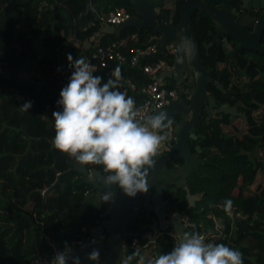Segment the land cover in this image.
Instances as JSON below:
<instances>
[{
  "label": "trees",
  "instance_id": "1",
  "mask_svg": "<svg viewBox=\"0 0 264 264\" xmlns=\"http://www.w3.org/2000/svg\"><path fill=\"white\" fill-rule=\"evenodd\" d=\"M184 1L173 0L169 6L174 24L179 21ZM200 1L213 7L237 2ZM115 8L133 15L129 0H0V264H32L40 255L52 260L57 251H63L65 242L83 236L82 227L91 228L100 221L107 193L91 192L73 170L75 160L53 148L52 113L61 110L56 102L65 87L62 80L72 72L67 54L80 59L88 52L69 46V36L82 45L102 27L98 18ZM196 12L192 23L197 39L202 41L211 20ZM132 33L138 34L140 43L149 41V31L125 30L121 37ZM119 39L104 35L98 41L105 44ZM204 66L213 82L228 93L224 95L210 85V95L220 105L242 110L247 131L242 134L231 126L234 134H225L224 127H230L237 118L215 114L205 121L204 115L193 142L200 147L202 164L187 177L190 194L199 196V201L189 207L185 192L180 189L175 193L171 187L165 189L164 200L169 212L180 213L194 224L191 232L215 234L207 237V243L240 251L243 264H264V180L256 193L248 191L256 170L264 172V112L260 108L264 89L255 83L234 82L233 72L219 71L212 62ZM248 73L250 79L256 75ZM96 75L102 77V83L109 78L106 73ZM120 75L130 79L138 91L148 84L128 70H120ZM119 86L114 90L122 92ZM166 87L172 89L174 85ZM140 99L134 97L136 104ZM26 101L32 102L28 111L21 106ZM87 168L107 175L102 166ZM226 199L233 202L231 209L241 218L235 220L233 228L226 221L216 231L211 219H224L222 205ZM146 224L135 215L125 241L130 234L142 233ZM175 245L167 237L160 238L156 252L168 254Z\"/></svg>",
  "mask_w": 264,
  "mask_h": 264
},
{
  "label": "water",
  "instance_id": "2",
  "mask_svg": "<svg viewBox=\"0 0 264 264\" xmlns=\"http://www.w3.org/2000/svg\"><path fill=\"white\" fill-rule=\"evenodd\" d=\"M133 15L131 18L116 26L108 24L102 25L98 32L86 39L81 46L74 43L73 48L89 50L91 45L104 35L121 38L125 30L149 31V42L158 45L160 51L164 52L169 45L174 46L173 66L168 72L162 73L159 82L170 81L177 89L178 98L158 112L166 113L168 119H180L174 127L167 128L166 133H171L174 138L172 146L163 154L158 153L154 158V166L148 169L146 177L148 191L137 193L135 197H127L115 185L104 184V175L100 170H89L87 165H80L75 161L73 170L82 176V182L91 187V192H105L110 195L102 207L100 221L94 228H90L86 237H83L82 244L76 246L72 252L81 258V264H95L87 260L93 248L100 251L99 264H120L123 257L124 242L128 231V226L136 207L140 204L139 214L147 221L145 230H150L154 234L159 231H170L178 243L177 237L181 232H188L184 227L180 213L172 214L168 211V201L164 200V192L167 187L173 188V192L182 189L185 192L189 207H193L199 201V196L191 195L187 187L188 175L202 164L199 146L192 151L190 140L195 141L197 136L194 133L202 115L205 114V121L213 117V113L224 114L241 120L240 132L245 133L247 128V117L245 113L232 108L229 104H218L217 100L208 93V86L213 84L221 93L224 89L218 82H213L202 64L199 50V42L192 24L194 11L205 14L213 23L215 32L214 39L218 41L220 34L229 36L239 43V46L232 50L228 47L229 58L234 63L235 51H247L249 35L242 31L238 23L224 14L221 10L213 8L200 0H185L180 7L179 21L173 24V20L168 18L164 12L160 22L159 10L170 5L173 0H129ZM248 0H244L246 2ZM264 23V16L261 18ZM70 40L74 42V38ZM227 43V40H225ZM210 45H205L206 55ZM264 54V52H261ZM192 74L194 83L193 89L186 96L182 88L184 72ZM246 76V72H242ZM257 104V103H256ZM259 105V104H258ZM264 112V106H260ZM263 114V113H262ZM180 160L176 167L170 168L169 164ZM95 241V243H93ZM106 241V245L101 242ZM84 245V247H82Z\"/></svg>",
  "mask_w": 264,
  "mask_h": 264
},
{
  "label": "clouds",
  "instance_id": "3",
  "mask_svg": "<svg viewBox=\"0 0 264 264\" xmlns=\"http://www.w3.org/2000/svg\"><path fill=\"white\" fill-rule=\"evenodd\" d=\"M66 58L72 72L56 102L61 110L52 113L53 148L80 165L102 166L107 174L104 184L117 186L127 197L146 193L148 169L154 166V158L168 138L165 130L172 121L164 112L140 117L134 99L114 90L121 79L119 68L102 83V77L93 75L95 69L85 58L74 59L71 54ZM21 106L28 111L32 102L26 101ZM109 193L103 197L104 201L110 200L112 193ZM232 203L226 199L223 209L229 211ZM177 239L168 254L148 260L136 247L122 264H131L137 257L138 264H243L240 251L225 244L206 243L199 233L181 232ZM99 258L100 251L96 248L87 254V260L95 264H99ZM69 260L71 264H81V258L72 255L65 242L63 251H57L50 264H68Z\"/></svg>",
  "mask_w": 264,
  "mask_h": 264
},
{
  "label": "built area",
  "instance_id": "4",
  "mask_svg": "<svg viewBox=\"0 0 264 264\" xmlns=\"http://www.w3.org/2000/svg\"><path fill=\"white\" fill-rule=\"evenodd\" d=\"M131 18V14L123 8H115L109 11L105 16L98 18L99 24L102 26L108 24L116 26L124 23ZM88 27V26H87ZM86 27V28H87ZM63 33V31H61ZM174 53V46L169 45L165 51H160L158 45L154 42L140 43L137 33L128 34L126 37H121L118 41H111L101 44L99 41L93 43L83 58L86 62L90 63L95 69L93 75L100 72L111 74L117 67L125 68L131 72L139 74L142 78L148 80V84L140 91L137 90L136 85L130 80H124L122 85L123 93L128 97L140 96L141 99L136 104L139 110L140 117L144 115H152L156 111L166 108L171 101L177 97V89H169L166 84L159 82L158 78L162 73L168 72L172 69L173 62H171ZM69 77H64L62 85L66 86ZM135 101V100H134ZM139 118V117H138ZM163 134V133H162ZM159 153V152H158ZM140 204L137 205L134 215H138ZM132 217V218H133ZM225 218L230 221L240 219L239 213H235L230 209L226 211ZM184 227L188 232L194 227V224L189 223L184 217L182 218ZM217 231V230H216ZM81 232L84 234L81 238L77 239L74 243L76 246L82 244V239L87 235L88 229L82 227ZM205 237H215L213 234L200 233ZM174 235L170 231L154 234L150 230H144L140 234H130L129 240L124 242L125 248L134 251L136 247H140V251L148 250V260L157 258L160 254L156 252V242L160 238H172ZM136 241V245H133ZM74 247V248H75ZM124 249V248H123ZM51 259L45 256H38L32 264H50Z\"/></svg>",
  "mask_w": 264,
  "mask_h": 264
},
{
  "label": "flooded vegetation",
  "instance_id": "5",
  "mask_svg": "<svg viewBox=\"0 0 264 264\" xmlns=\"http://www.w3.org/2000/svg\"><path fill=\"white\" fill-rule=\"evenodd\" d=\"M236 1L237 2L234 3L233 5L223 4L221 6H215V7L211 6V7L221 10L224 14L232 18L236 23H238L242 31L246 32L249 35L250 41L247 42L249 46L248 50L245 51L242 49L239 51L238 50L235 51L234 53V59L236 61L235 64L234 61L231 58H229L228 48L232 50L234 47L239 46V43L231 39L229 36L223 34H220L218 36V41L215 40L214 39L215 32L213 28V23L211 21L210 29L208 30L207 37L202 41H199L197 39L199 42V50L202 59V64L204 65L208 61L212 62V66L219 71L228 69L230 72H233L234 82L236 83L239 82L242 85L246 82L251 84L255 83V85L258 88L264 89V54L261 53L264 52V23L263 24L261 23V18L264 16V0H248L246 2H244V0H236ZM169 6L170 5H168L167 7ZM164 12H165L164 9H160L158 18H160V16L164 14ZM196 13L197 15H202V13H199L198 11ZM168 18L171 19V10L168 13ZM160 22H162L161 19ZM225 40H227V43H225ZM205 45H210L207 55L204 49ZM205 58H207L208 60H205ZM243 61H245L244 64H242ZM244 71L246 72V76L242 74V72ZM248 71L251 72V74L256 73V75L252 77V79H250L248 78V74H249ZM207 74L208 76H210V72L207 71ZM193 83L194 80L192 74L188 71L184 72L181 86L186 92L185 98L193 89ZM224 95H228V93L225 92ZM177 98H178V94L176 99ZM254 103L256 104L257 102ZM260 106H264V105H260ZM215 114L216 113L214 112L213 116ZM204 115L205 114H203L202 117H204ZM171 121H172L171 124V128H172L180 122V119H172ZM193 142L194 141L192 140L189 141V143L192 144V146H194L193 148H195L196 146L193 144ZM192 151L194 152V150ZM179 164L180 163H175V161H173L169 164V167L173 168Z\"/></svg>",
  "mask_w": 264,
  "mask_h": 264
},
{
  "label": "crops",
  "instance_id": "6",
  "mask_svg": "<svg viewBox=\"0 0 264 264\" xmlns=\"http://www.w3.org/2000/svg\"><path fill=\"white\" fill-rule=\"evenodd\" d=\"M71 37H73V36H69V38H68V42H69V46H72L75 42H77V41H75V42H72L71 40H70V38ZM76 44H78V46H80V44L77 42ZM76 49H79V47L78 48H76ZM117 68H119L121 71H124V70H127V69H125V68H122V67H117ZM123 69V70H122ZM129 71V70H128ZM100 73H106V72H100ZM107 74V73H106ZM109 77H110V74L108 73L107 74ZM137 75H139V74H137ZM140 76V75H139ZM141 77V76H140ZM130 80V79H128V78H125L123 75H121V79L119 80V83L121 82V84H120V86H119V88H121V91L123 92V90H122V87H123V85H122V83H123V81L124 80ZM159 79V78H158ZM146 80V79H145ZM159 81V80H158ZM163 83H167V84H172V85H174L172 82H170V81H163ZM137 87V86H136ZM174 88L176 89V87L174 86ZM173 89V88H172ZM138 90V89H137ZM243 113V112H242ZM254 116L256 115V113H254L253 114ZM238 119V118H237ZM237 119H235V120H232L231 122H230V127L229 126H226V127H224V129H223V131H224V133L225 134H229V135H233L234 134V132H233V130L231 129V126L232 127H236V128H238V126H237ZM246 131H247V128H246ZM239 132H240V128H239ZM166 133V132H165ZM240 133H242V134H244L243 132H240ZM246 133V132H245ZM167 134V140L166 141H164L163 142V144H162V146L160 147V149H159V153L160 154H162L163 152H166L171 146H172V144L174 143V138L172 137V134L171 133H166ZM75 163V162H74ZM262 174H264V172H262ZM257 181H260L258 178L256 179ZM262 183H263V181H262ZM105 195H109V194H105ZM99 199L97 198V200L96 201H98ZM104 209V208H103ZM212 221H213V223H214V229L215 230H219V229H221L222 228V224L224 223V222H230V225H231V227L233 228V226H234V223H235V220L234 221H230V220H227L225 217H224V219H214V218H212L211 219ZM97 225V224H96ZM147 225V224H146ZM146 225L144 226V228H142V229H145L146 228ZM95 227V226H94ZM94 227H91V228H94ZM88 229V231H89V229L90 228H87ZM147 230V229H146ZM83 234V233H82ZM84 235V234H83ZM82 237V236H81ZM80 237V238H81ZM84 237H86V236H84ZM77 239H74V240H72L68 245L71 247V251L74 249V245H76V243H74L75 241H76ZM169 240H173V242H176V239H175V237L173 236L172 238H169ZM102 244H104V245H106V241H104V242H101ZM132 252L133 251H131V250H129V249H127V248H125V245H124V249H123V257H122V260L124 259V258H126L128 255H130V254H132ZM142 252V255H144L145 257H147V259H148V255H149V251L148 250H142L141 251ZM72 255H74V256H76L75 254H73V252H72ZM138 257L137 258H135L133 261H131V264H138ZM120 264H122V261H121V263Z\"/></svg>",
  "mask_w": 264,
  "mask_h": 264
},
{
  "label": "rangeland",
  "instance_id": "7",
  "mask_svg": "<svg viewBox=\"0 0 264 264\" xmlns=\"http://www.w3.org/2000/svg\"><path fill=\"white\" fill-rule=\"evenodd\" d=\"M165 13H169L170 8L169 7H165L164 8ZM168 16V14H167ZM162 18V15L160 16V19ZM75 42V41H74ZM77 43V42H75ZM30 85L32 86V82H30ZM240 112H243L242 110H239ZM242 122L240 119H237V126L238 128H241ZM259 179L260 181H257L256 179ZM264 180V174H262V171H258L256 170L255 173V177H254V181L248 186V191L251 193H256L257 192V187L260 186L262 184V181ZM103 242V241H102Z\"/></svg>",
  "mask_w": 264,
  "mask_h": 264
}]
</instances>
